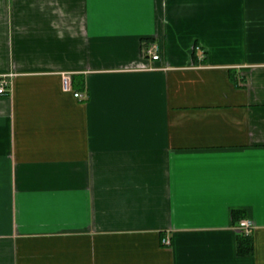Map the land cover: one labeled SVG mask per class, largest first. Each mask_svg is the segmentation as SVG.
Returning <instances> with one entry per match:
<instances>
[{
  "label": "crops",
  "instance_id": "obj_1",
  "mask_svg": "<svg viewBox=\"0 0 264 264\" xmlns=\"http://www.w3.org/2000/svg\"><path fill=\"white\" fill-rule=\"evenodd\" d=\"M0 76V264H264V0H0Z\"/></svg>",
  "mask_w": 264,
  "mask_h": 264
},
{
  "label": "built area",
  "instance_id": "obj_2",
  "mask_svg": "<svg viewBox=\"0 0 264 264\" xmlns=\"http://www.w3.org/2000/svg\"><path fill=\"white\" fill-rule=\"evenodd\" d=\"M145 52L148 56H151L152 59H158L159 54L157 53V48L154 44L148 45L145 49ZM8 81L4 76H0V94L6 93V86ZM62 86L64 90L71 89L70 77L68 74H64L62 77ZM74 96L81 97V94L78 91L74 92ZM238 230L245 235H248L252 230V222L248 219H240L237 225ZM163 243L168 244L169 239L163 238Z\"/></svg>",
  "mask_w": 264,
  "mask_h": 264
},
{
  "label": "trees",
  "instance_id": "obj_3",
  "mask_svg": "<svg viewBox=\"0 0 264 264\" xmlns=\"http://www.w3.org/2000/svg\"><path fill=\"white\" fill-rule=\"evenodd\" d=\"M234 216L237 219L240 218V214L238 216L236 213H234ZM251 247L252 243L250 237L248 235L240 233L238 236V252L240 254L249 253L251 251Z\"/></svg>",
  "mask_w": 264,
  "mask_h": 264
}]
</instances>
